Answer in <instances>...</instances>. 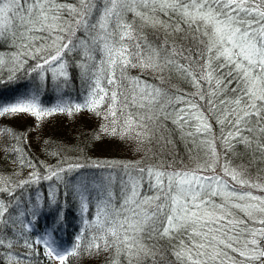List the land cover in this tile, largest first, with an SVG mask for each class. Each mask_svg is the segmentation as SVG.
Returning a JSON list of instances; mask_svg holds the SVG:
<instances>
[{"label":"snow or ice","instance_id":"obj_1","mask_svg":"<svg viewBox=\"0 0 264 264\" xmlns=\"http://www.w3.org/2000/svg\"><path fill=\"white\" fill-rule=\"evenodd\" d=\"M129 13L143 25L183 34L180 38L185 40L191 36L197 43L199 58L194 60L191 49L177 46L175 39L171 44L167 39L156 43L142 33L137 34L134 24L127 20ZM161 14L169 22L162 20ZM81 32L83 35L78 36ZM9 36L13 42L19 39L20 47L26 50L19 55L39 56L42 63H38L37 68L56 64L52 68L54 74L66 75L63 56L76 49L83 51L86 61H95L96 54L100 59L97 71L93 73L90 99L84 105L46 109L40 105L39 98L31 94L0 105V115L30 113L40 119L55 111L71 113L73 108L95 110L107 97L113 133L117 131L119 120L117 111L121 116L127 111L123 131L140 129L137 136L144 139L148 138L147 121H154L161 114L170 116L169 106L183 104L184 107L174 110L175 122L183 121L187 125L195 119L198 121L195 132L189 135L207 134L211 125L195 100L198 96L200 101L206 102L208 111L222 109L220 122L227 121L232 126L223 138L229 148L231 141L238 139L248 147L255 144L256 150L264 154V0H76L75 3L0 0V38ZM48 49H54L55 54L40 55ZM129 65L161 73L165 69L175 71L190 79L196 92L170 96L163 89L140 80H133L131 89L126 91L121 81L125 79L124 69ZM225 67L231 68L228 75L237 80V88L232 89L237 95L219 99L221 80L215 73ZM103 80H106V86L102 85ZM213 81L216 89L205 92L203 82L211 87ZM132 108L137 109L135 114L131 112ZM244 132L252 133L255 139L244 136ZM203 142L209 144L213 157L211 165L191 169L124 165L127 180L121 181L119 197L110 189H102L99 194L96 218L89 225L97 232L88 249L114 250L112 264H149V261L156 264L155 245L149 242L157 236L172 239L183 232L189 243L181 238L174 246L179 264H223L220 257L227 255L224 249L238 253L247 261L264 264V247H261L264 196L242 190L248 187L264 191V186L239 179L226 164L219 165L214 145L207 140ZM73 167L80 165H69V170ZM218 167L220 171H217ZM129 168L135 169L137 174L133 175ZM49 171L51 175L45 179L58 176L57 172ZM32 175L35 177L36 174ZM145 175L151 195L141 191ZM229 175L234 184L223 178ZM215 197H222L223 202L217 204ZM232 208L244 211L260 227L249 228L245 221L232 219ZM84 209L87 210L86 204ZM6 211V208H0V217ZM242 224L245 226L240 229ZM7 227L9 220L0 221V231ZM3 243L0 238V245ZM35 243H43L45 255L59 264H65L68 256L74 254V251H62L48 238H37ZM237 244L242 247H236ZM25 246L32 248L33 245L25 240Z\"/></svg>","mask_w":264,"mask_h":264},{"label":"trees","instance_id":"obj_2","mask_svg":"<svg viewBox=\"0 0 264 264\" xmlns=\"http://www.w3.org/2000/svg\"><path fill=\"white\" fill-rule=\"evenodd\" d=\"M61 2L75 3L76 0ZM160 18L169 22L162 14ZM127 20L134 24L137 34L142 33L148 40L159 43L167 39L171 44L175 39L177 46L191 49L194 60L199 58L197 43L191 36L185 40L180 38L183 34L171 33L163 27L154 29L143 25L131 13ZM77 35L82 36L83 33ZM20 44L19 39L13 42L11 36L0 38V58L3 59L0 64V105H7L21 97L27 98L31 94H35L40 105L46 109L84 105L90 99L99 54H96L95 61H86L81 49L66 53L63 56L66 75H60L52 71L56 64L37 68V64L42 63L39 56L19 55L26 51ZM36 44L39 46V42ZM49 54H55V50L48 49L40 55L47 57ZM180 62L185 63L183 60ZM85 64L86 67L82 66ZM196 70L198 72L199 69ZM230 71L231 68L225 67L215 73L216 78L221 80L219 99L237 95L232 91L237 88V80L228 75ZM116 75L119 78L120 72L117 71ZM124 77L121 82L126 91L131 89L133 80H140L163 89L170 96L196 92L190 79L167 69L161 73L129 65L124 69ZM101 83L106 86V80ZM202 86L205 92L217 87L215 81L211 87L207 82H203ZM195 100L211 125V131L207 134L189 135L195 132L198 123L195 119L187 125L183 121L175 122L174 110L184 107L183 104L169 106L167 112L171 113L170 116L161 114L158 119L147 121L148 138L144 139L137 136L140 129L123 131L127 111L124 116L117 111L119 120L117 131L113 133V117L108 115L110 100L107 97L95 110L89 107L73 108L71 113L67 110L55 111L40 119L30 113L0 115V208L7 209L0 221L9 220V227L0 231V238L4 240L0 245V264H59L45 255L42 245L35 243V238L45 231L61 248L74 251L65 264H112L114 250L88 249L93 234L97 232L95 227L89 225L96 218L101 190L110 189L114 196L119 197L121 181L127 180L124 165L163 169L207 165L211 163V150L209 144L203 142L205 140L218 148L219 165L227 158L229 166L230 162L235 166L239 179L264 186V154L256 150L255 144L248 147L238 139L232 140V147L229 148L223 138L232 130V126L227 121L220 122L223 119L222 109L210 112L205 101H200L198 96ZM131 112L135 114L137 109L132 108ZM252 123L254 125L255 121ZM243 135L255 139L252 133L244 132ZM69 165L80 167L69 170ZM49 170L57 172L58 176L45 179L51 175ZM128 171L137 174L133 168ZM217 171H220L219 167ZM223 178L230 184L235 183L231 175ZM142 185V194L151 195L147 175ZM235 186L240 187L238 184ZM242 190L264 195V191L256 188L245 187ZM85 204L87 210L84 209ZM20 209L27 218H35L31 231L17 228L16 217ZM247 227L258 228L260 225L249 220ZM243 228L240 226V229ZM77 237L80 239L77 240ZM181 238L185 239L186 244L189 243L183 232L172 239L157 236L149 242L155 245L156 264H179L174 246L179 244ZM25 240L32 243V248L25 246ZM236 247H242V244ZM261 247H264V240ZM224 251L227 255L220 257L223 264H260L258 261H247L230 249Z\"/></svg>","mask_w":264,"mask_h":264},{"label":"rangeland","instance_id":"obj_3","mask_svg":"<svg viewBox=\"0 0 264 264\" xmlns=\"http://www.w3.org/2000/svg\"><path fill=\"white\" fill-rule=\"evenodd\" d=\"M214 147H215V151H216V153H217V155L219 157V153L220 152H219L218 148L216 147V145ZM210 161H211V163H208L207 165H211L213 163V157H212V155L210 156ZM219 162H220V159H219ZM225 164L228 166V168H229V170L231 172H234L235 173V170H234L235 169V166L231 162H230V166H229L228 161H227V158H225L220 165L223 166ZM191 167L193 168L194 166H191ZM184 169H191V168H190V166L188 167L186 165V168H184ZM253 194L255 195V193H253ZM260 196H264V195H260ZM214 199H215V202L217 204H220V203L223 202V198L222 197H215ZM240 203H246V202L245 201H241ZM231 213H232V219H234V220H243L246 223H248L249 220H250L249 217L247 216V214L244 211L240 210V209L232 208L231 209ZM257 216L259 217V214H257ZM34 220H35L34 218H27L26 215L24 214L23 210L20 209V211H19V213H17V217H16V226H17L18 229H28L29 230V229H32V227H33V221ZM25 225H26V227H24ZM240 226H243L244 227L243 224L240 225ZM43 238H48V239H50V241H53L52 236L47 231H45L43 233V235H41V239H43ZM41 244H43V243H41ZM56 245L57 244L54 243V246H56ZM43 246L45 247L44 244H43Z\"/></svg>","mask_w":264,"mask_h":264}]
</instances>
